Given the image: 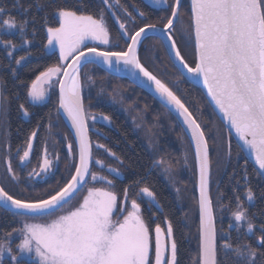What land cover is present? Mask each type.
Listing matches in <instances>:
<instances>
[{
	"label": "snow or ice",
	"instance_id": "snow-or-ice-1",
	"mask_svg": "<svg viewBox=\"0 0 264 264\" xmlns=\"http://www.w3.org/2000/svg\"><path fill=\"white\" fill-rule=\"evenodd\" d=\"M19 4L20 0H16ZM155 5H168V0H152ZM109 9L113 7L111 0H102ZM118 5L119 0H115ZM37 6L43 7L41 0ZM181 0H173L169 6L170 15L166 20L157 23H144L129 32L126 25L117 17L121 30V39L125 42L123 49L85 45V41H97L109 45L110 33L106 26L104 10L95 15L84 14L68 7L55 10L58 26H48L47 17L43 27L46 30V45L53 55L59 52V62L48 66L30 83L27 95L33 103L45 100L48 88L53 79L59 85L58 111L63 110L75 130L78 144V163L73 164L74 171L59 188L48 192L45 196L34 199H21L0 187V206L15 209L14 216H25L33 222H25L20 228H13L7 233H19L21 242L16 246L21 254H13L8 244L0 242V260L7 253L14 264H150L151 237L149 226L143 219L141 205L136 199L131 200L128 208V189L124 191V205H118V198L113 191L103 187H89L86 195L75 206L66 207L76 198V194L90 179L95 182L104 180L108 185L112 179L98 176L91 170L93 162L92 145L88 138V126L85 123V111L81 99V72L87 65L104 64L109 70L127 71L134 77H142L148 86L154 88L166 106L174 109L183 124L191 134L195 144V156L199 168V213H200V253L198 264H218L216 228L213 217V204L208 194L210 175V150L205 129L198 123L192 111L182 98L161 78L151 72L141 63L139 47L147 39L149 32L161 37V43H169L171 54L169 60L175 67L178 63L187 74L202 79L207 97L216 109L222 113L223 120L235 130L242 142L237 145L238 154L249 151L258 166L257 175L264 178V0H191L190 27L194 30L195 66H189L185 61L176 42L174 32L179 23ZM27 11V9H25ZM7 15V18H4ZM112 15H116L115 12ZM131 15V13H129ZM145 14L139 12V16ZM162 25V26H161ZM28 21L18 22L6 10L0 7V30L20 33L23 45L31 43L26 39ZM33 36L35 29H33ZM0 46L7 50L9 57L18 47L12 40L0 38ZM71 58V63H68ZM27 56L15 59L16 65H21ZM15 75V69L12 70ZM183 76L184 72L177 69ZM90 79V77H89ZM24 115L28 111L21 104ZM110 121L106 115L101 117ZM95 119V117H93ZM51 128L52 125L50 124ZM37 133L33 131L29 137L27 150L20 156L23 163L29 158L32 149L31 140ZM109 155L115 156L103 144ZM19 151V150H18ZM69 154L73 145L68 144ZM231 155V146L228 153ZM58 159V157H57ZM117 159H119L117 157ZM97 165L104 166L97 159ZM122 164L123 161H120ZM161 163H163L161 161ZM52 166L48 159L47 147L44 149L43 162L35 175L47 174ZM247 160L243 179L247 181ZM8 173L13 180L18 179L8 162ZM110 173L119 175V170L109 167ZM239 183V182H237ZM140 192L149 198V206L156 202L155 194L148 188H140ZM248 202L254 201L253 190L249 187L245 193ZM241 197H236V210L232 213L237 224L246 223L247 233L255 236L259 248L250 243L233 246L230 242L221 245L222 249L230 250L236 257L234 264H260L264 257V225L259 228V235L253 231L255 225L247 214V209L240 203ZM159 207L158 203L156 204ZM122 213V219L113 217ZM47 217V219H44ZM231 226V225H230ZM155 262L154 264H177V244L174 239L170 244L162 240V230L159 224L155 227ZM167 236H173V227L169 222ZM230 239V238H229ZM166 253L168 256L166 258Z\"/></svg>",
	"mask_w": 264,
	"mask_h": 264
},
{
	"label": "trees",
	"instance_id": "trees-1",
	"mask_svg": "<svg viewBox=\"0 0 264 264\" xmlns=\"http://www.w3.org/2000/svg\"><path fill=\"white\" fill-rule=\"evenodd\" d=\"M41 3L43 4L42 8L37 6V0H20L19 4H17L16 0H0V7H3L6 10V14H10L18 22L24 20L28 21L25 38L31 41L30 44L23 45L18 29L10 32L0 30V38L4 40H12L13 43L18 45L17 48H19V50L13 53L12 57H9L8 54H6L5 50L0 46L2 102L6 101L8 103V123L12 128V144L14 145L12 148L16 150L20 147V144L23 145L24 143L28 142V138L33 131H45L47 126L50 124L51 119L54 118V114L61 120L58 115V93L55 94L54 99H52V101H50L47 105L31 109L29 111L31 114V117L29 119H24L23 110L20 108L21 104L24 105V109H27L29 106L27 90L30 86L31 81L35 79V77L39 75L40 72L44 71L48 66L59 62V54H49L45 47L46 30L43 27L45 23V17H47L48 26H58V18L55 17V10L59 7H68L74 10H78V14L79 12H83L84 14L93 15L103 9L106 26L109 30L112 44H115L116 49H123L125 47V42L123 39H121V32L118 24L115 18L108 11L107 7L102 3V0H41ZM172 3L173 0H168V5L165 8H154L146 0H119V5L124 10L132 13L133 16L136 17L137 23L135 29L142 26L144 23H157L162 19L166 20L168 15H170L169 6ZM25 9H27V11H25ZM134 10L143 12L145 15L143 16V18H139L135 14ZM4 18H7V15H5ZM181 23H183V26L189 27L192 24L189 0H184L183 2L180 11L179 23L176 26L174 36L176 38V42L181 51V54L189 64L191 63L192 66H194L196 63V53L193 40V29L190 27V35L192 36L191 43L183 42V45L177 32V28H180ZM33 29H35L34 36L32 34ZM149 42L159 44V48L162 45L160 39L156 37L147 38L140 49L139 55L141 63L144 64L145 67H147L159 78L164 80L172 88V90L176 92L174 88L169 84V82H167L163 78V76L158 73V70H155L153 67H151L153 65L143 60L142 55L145 52L146 45ZM164 50L163 53H161V57L163 60L159 61V63L162 64L159 65L165 67L169 71L175 72L174 74H176V76L179 78V81L177 82L182 84V92L181 94L178 92L176 93L186 103V106L189 107V110L192 111L198 123L202 125L203 122L202 127L205 129V134L208 138V144L211 149L212 144H214V138L211 137L213 126H215L214 121H217L222 127L224 126L218 119L217 115L214 113L204 93L199 88L186 81L180 74V72L177 71V68L168 62V60L166 59L167 53ZM188 52L192 54L190 55V59H188L189 57L186 55V53ZM20 56H27V59L25 61H22L21 65L18 66L14 61L15 59H19ZM91 66H87L86 68ZM13 69H15V75L13 74ZM100 74V77H111L112 84L117 85V87L119 88L121 87V89L123 90L127 91V89L132 88L136 101L144 102L149 108L156 109L157 107L158 110H166L149 94L137 87L133 88L129 81L112 77L107 73H103L102 70ZM84 104L85 108L89 107L91 112L106 115L112 121V129H107L104 126H99L100 130L102 131V135H97L96 133H93L91 131L90 136L92 143L97 142L99 144L105 145L107 149H109L112 153H115L116 158H119L116 162H118L121 168L124 179L114 180V193L118 198V205L121 207L124 205L125 189H128L127 201H131L132 199H139L140 188L148 187L155 194L156 202L159 205V208H151L148 207L143 202V200L139 199L143 219L149 226L150 235H154V228L157 224L163 227L166 221L170 222L173 227L174 240L177 244V264H198V216H191V225H193V228H191V230L188 227V224H186L185 214L178 207V203L176 202L173 193L170 191L166 183L157 172L155 168L157 167V165L153 164L152 156L143 146L140 139L135 135L131 124L125 119L124 116L119 114L113 108L106 106L105 104H95L93 100L87 99L85 97ZM154 105L156 106L152 107ZM167 112L174 118V116L169 111ZM174 124L178 126L179 132H181L186 138L190 147L191 154L194 158L190 142L175 118ZM230 137L232 139V145L237 149L238 152L229 160L228 164L225 166L226 172L221 177L218 184L213 187V184H211V197L213 205H215V198L220 196L224 205H229L232 209H236V197L237 195H239L241 197L240 203L245 209H247V213L249 214V217L252 218V222L257 229L256 233L259 235V228L261 225H264V179L261 176L257 175V171H254L255 168L248 161L244 153L238 154V144L232 136ZM171 150L174 155H177L178 149L174 148ZM237 155L241 156L240 160L237 159ZM245 160H247V181L242 178L245 172ZM120 161H123V163L121 164ZM195 168L196 164L194 165L192 171V174L194 176V180L192 183L195 186L194 198L195 203L197 204L198 200L196 193ZM64 181V174H61L52 183L50 182L45 186L36 189V191L33 192L35 193V195H30L29 197L19 195L16 197L21 199L40 198L45 196L48 192L53 191L55 188H58V186L60 187L64 183ZM249 187L253 190L254 193V201L251 203L247 201V198L245 196V193ZM223 225L227 226L226 222ZM225 229L228 231L227 227H225ZM12 230V228L5 229L6 234L12 232ZM242 234L244 233L242 232ZM231 237L233 240L231 241L233 243V246H235L237 242L246 244L252 241V245L254 247H260L256 245L254 239H251L248 236H241L240 238L242 240H240L238 238L239 236H236L234 231L231 232ZM222 244L223 242L219 241L218 238V264H234L236 260L234 258L228 259L224 252V249H222L221 247ZM258 256L260 257L259 253ZM260 258L264 261V257ZM151 263L152 259L150 261V264Z\"/></svg>",
	"mask_w": 264,
	"mask_h": 264
},
{
	"label": "rangeland",
	"instance_id": "rangeland-1",
	"mask_svg": "<svg viewBox=\"0 0 264 264\" xmlns=\"http://www.w3.org/2000/svg\"><path fill=\"white\" fill-rule=\"evenodd\" d=\"M146 1L154 8H164L167 6L163 4L155 5L152 0ZM111 2L113 4L112 8L109 9L106 5L105 6L107 7L111 15L113 12H115L116 15L112 16L115 18L116 22L117 17H119V20L126 25L128 31L130 33L133 32L137 23L136 17L133 16L132 13L131 15H129L130 12L124 10L119 4L117 5L115 3V0H111ZM134 12L139 18H143L139 16V12L137 10H134ZM190 30V27L183 26V23H181L179 29L177 28L178 36L181 39L183 45L184 43H191L192 41ZM85 45L97 47L99 50H104L107 48H111L114 50L116 49L115 44H112L111 37L109 45H103L97 41L92 40L85 41ZM1 48L4 49L3 46H1ZM162 48L163 50L165 49L163 44L159 48V44L149 42L146 45V50L142 55L143 60L153 65L151 67H153L155 70L157 69L158 73H160L163 78L167 82H169V84L174 88V90L181 94L182 84L177 82L179 81V78L176 76V74H174L175 72L169 71L165 67L159 65L162 64L159 63V61L163 60L161 57V53H163ZM17 50H19V48H16L15 51ZM164 51H166V49ZM5 52L7 54V50H5ZM47 52L49 54H52V52L48 49ZM56 53L59 54L58 50L56 51ZM186 55L189 57L188 59H190V55L192 54L188 52L186 53ZM166 59L169 63L173 65L172 61L169 60L168 54L166 55ZM70 61L71 58H69L68 63H70ZM158 66L161 68H159ZM97 68L93 65L91 67L86 68L82 74L84 97L93 100L95 104L102 103L108 107L113 108L119 114L124 116L125 119L131 124L135 135L140 139L143 146L148 150L149 154L152 156L153 164L157 165V167H155L157 172L159 173L163 181L166 183L170 191L173 193L176 202L178 203V207L185 214L186 224H188V227L190 229L193 228V225H191L190 218H192V215L198 216V203H195L194 198L195 186L192 183L194 180L192 171L195 165V159L191 154L190 147L186 138L181 132H179L178 126L174 124V118L170 116V114L166 110H158L157 107L156 109L149 108L144 102L136 101L132 88L127 89L126 91L121 89V87H117V85H113L111 77H100L101 69L99 70ZM102 72L105 73L104 71ZM58 86L59 85L56 83L55 78L53 79L51 87L45 86L46 88H48V92L45 100L43 101L33 103L28 97L29 106L26 109L28 111V116L24 115L23 110L24 119H29L31 117V114L29 112L31 109L45 106L50 101H52V99H54L55 94L58 93ZM131 86L133 88L135 87L133 84H131ZM155 106L156 105L152 107ZM2 113V123L0 129V179L5 190L15 196L21 195L29 197L30 195H35V193L33 192H35L36 189H39L50 182L52 183L61 174H64V179L66 181L69 178L70 173L74 171L73 164L77 162V151L75 145H73L70 133L66 126L63 124V122L54 114V118L50 121L52 127L50 128L49 124L45 131L36 132V137L31 140V154L27 160V163L25 164V161L23 163L20 162V156H22L23 152L27 150V144L29 140L23 145L20 144V147L17 150L12 148L14 146L12 144V128L9 126L8 123V103L6 101L3 102ZM86 115L90 133L92 131L97 135H102V131L100 130L99 126H104L107 129H112L113 127L111 119V122L103 120L101 118L102 114L91 112L89 107H86ZM93 117H95V119H93ZM214 123L215 126H213V131L211 134V137L214 138V144H212L211 149L209 146L212 172L211 184H213L212 187L218 184L219 180L226 172L225 166L228 164L229 160L238 152L237 149L232 145V139L230 137L231 134H229V131L226 129V127L224 125L223 126L225 128L222 127L217 121H214ZM68 144L73 145L72 154H69ZM92 144V171L95 172L98 176H106L108 179H112L113 184L108 185L106 181L99 179L93 182L89 179L85 188L79 193L78 196H76V198L71 202V204L66 207H71L78 204L82 197L86 195L87 189L89 187H103L107 190L114 192V180L124 179V175L121 171V168L118 162H116V156L109 155V153L105 151L104 148H98L97 144L99 143L94 142ZM229 145L231 146L230 156L227 154ZM45 147H47L48 159L52 161L51 169L47 174L41 173L40 175H35L33 173V170L39 171V166L43 162ZM174 148L178 149L177 155H174L172 153L171 149ZM97 159L102 162V164L104 165L103 167L95 163ZM237 159L240 160L241 156L237 155ZM161 161L163 163H161ZM8 162H11L13 171L18 179L13 180L11 174L8 173ZM109 167L118 169L119 175H117L116 173H110L108 171ZM139 199L143 200V202L148 207H150L148 203L149 198L145 197L141 192ZM139 199H137L138 203H140ZM156 204L157 202H154L151 205V208L157 207ZM214 204L217 238H219V241H222L223 243L233 241L231 237V232L234 231L238 234V238L240 240H242L240 237L245 235L250 237L251 239H254L256 245L259 246L255 236L247 233L246 223L241 222V226L239 227V230H237L236 221L232 216V213L236 209H232L229 205H224L220 196L215 198ZM127 206L128 208H130L131 201H127ZM122 215V213H115L113 217L114 221L118 218L122 219ZM44 219H47V217H45ZM25 220H27V222H33L31 218L24 216H14L13 214L6 213L4 210L0 209V242L8 244V242L10 241L9 246L12 248L13 254L17 255L18 257L21 254L19 253V250L16 246L21 242V236L19 235V233H13L11 237H7L5 229H18L22 227ZM225 222L227 226L223 225ZM168 223L169 222L166 221L164 223V226L160 227L163 233L162 240L170 244V240L174 239V236H172L171 238L167 236ZM225 227H227L228 231L225 229ZM253 231L256 233L257 229L254 227ZM242 232L244 234H242ZM256 235L258 236L257 233ZM150 237L151 249L149 259L150 261L152 259L151 264H154L156 240L155 228L154 235H150ZM237 244L244 243L237 242ZM250 244L252 245V241L250 242ZM224 252L228 259L234 258L236 260V257L232 255L230 250H224ZM167 256L168 253H166V258ZM258 258L260 260V264H264V261L259 256ZM0 264H14V262L11 260V257L7 253H5L3 259L0 260Z\"/></svg>",
	"mask_w": 264,
	"mask_h": 264
},
{
	"label": "water",
	"instance_id": "water-1",
	"mask_svg": "<svg viewBox=\"0 0 264 264\" xmlns=\"http://www.w3.org/2000/svg\"><path fill=\"white\" fill-rule=\"evenodd\" d=\"M189 3H190V8H191V0H189ZM182 4H183V0H181V7H182ZM181 7L179 9V15H180ZM193 34H194V30H193ZM150 37H156V38L160 39V41L162 40L161 37H157V36L153 35V33H151V32H149L148 35H147V38H150ZM144 41H143V43H144ZM194 43H195V38H194ZM163 45H164V47H165V49L167 51V54L170 55L171 54V49H170L169 43L166 40H164ZM141 46L139 47V52H140ZM70 63H71V61H70ZM90 65L97 66L98 68H100L101 70H103L105 73H107V74H109V75H111L113 77H116V78H119V79H124V80L129 81L135 87H137V88L141 89L142 91L146 92L147 94H149L161 106H163L165 109H167L175 117V119L178 121V123L180 124L181 128L183 129L185 135L187 136V138H188V140L190 142V145H191V148H192V151H193V154H194V158H195V164H196V193H197L198 211H199V196H200V193H199V168H198V164H197L196 156H195L196 149H195L194 142L191 141V134L187 130L186 125L183 124L182 118L178 116V114L175 112L174 109H171L169 106H166L165 102L162 101L161 98L159 97V95L154 91V88L148 86V84L145 83V81H144V79L142 77L136 78L130 72H127V71L117 72L114 69L109 70L108 67H107V65H104V64H90ZM87 66H89V65H87ZM175 67L177 69L179 68L180 71L184 72L183 77L185 78L186 81H188L190 84L194 85L195 87L199 88L204 93V95H205L208 103L210 104L211 108L213 109L214 113L217 115L218 119L221 121V123L229 131V133L234 138V140L236 141V143L237 144L242 143L239 140V138L237 137L235 130L232 129L230 127V125H228L227 121L223 120L222 113H220L219 110L215 108V106L211 103L210 98L207 97V89L204 88L202 79H197V78L192 77L191 75L187 74L186 70L183 69L182 66H180L178 63L176 64ZM83 70H82V72H83ZM82 72H81V85H82ZM81 99H82L83 106H84V111H85L84 98H83V85L81 87ZM58 105H59V86H58ZM58 114H59L60 118L62 119V121L64 122L65 126L67 127V129L69 130V132L71 133V135H72V137L74 139V142H75V145H76V148H77V158H78V144H77L76 138H75V130L71 127V122L68 120L67 116L63 113V110H59L58 111ZM1 119H2V84H1V75H0V128H1ZM85 123L88 126L86 112H85ZM88 138H89V141H90V143L92 145V140H91V136H90L89 127H88ZM92 152H93V145H92ZM30 154H31V151H30ZM244 155L246 156V158L248 159V161L253 165V167L255 169H258V166L255 165L254 156L249 151H247V150H245ZM77 163H78V159H77ZM90 167H91V170H92L93 162L90 165ZM87 183H88V181H87ZM87 183L76 194V196H78L79 193L85 188V186L87 185ZM0 187H2V186L0 185ZM208 194H209V196L211 198V160H210V175H209V184H208ZM0 208H2L3 210H5V211H7L9 213H12V214H13V212L16 211L15 209H11V210L6 209L3 206H0ZM213 217H214V224H215V228H216V222H215V216H214V209H213ZM216 239H217V228H216ZM217 251H218V245H217ZM199 253H200V213H199ZM217 261H218V256H217Z\"/></svg>",
	"mask_w": 264,
	"mask_h": 264
},
{
	"label": "flooded vegetation",
	"instance_id": "flooded-vegetation-1",
	"mask_svg": "<svg viewBox=\"0 0 264 264\" xmlns=\"http://www.w3.org/2000/svg\"><path fill=\"white\" fill-rule=\"evenodd\" d=\"M191 64V63H190ZM192 65V64H191ZM32 143V142H31ZM25 164L27 163V161L26 162H24ZM0 183H1V179H0ZM1 185H2V183H1ZM2 187H3V185H2ZM1 209V208H0ZM1 210H3V209H1ZM5 211V210H4ZM6 212V211H5ZM6 213H8V212H6ZM11 214V213H10ZM235 235L236 236H238V234L235 232Z\"/></svg>",
	"mask_w": 264,
	"mask_h": 264
},
{
	"label": "crops",
	"instance_id": "crops-1",
	"mask_svg": "<svg viewBox=\"0 0 264 264\" xmlns=\"http://www.w3.org/2000/svg\"><path fill=\"white\" fill-rule=\"evenodd\" d=\"M165 8V7H164Z\"/></svg>",
	"mask_w": 264,
	"mask_h": 264
}]
</instances>
